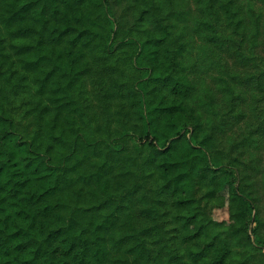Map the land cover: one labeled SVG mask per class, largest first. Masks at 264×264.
Wrapping results in <instances>:
<instances>
[{
	"label": "trees",
	"instance_id": "16d2710c",
	"mask_svg": "<svg viewBox=\"0 0 264 264\" xmlns=\"http://www.w3.org/2000/svg\"><path fill=\"white\" fill-rule=\"evenodd\" d=\"M0 3L5 7L2 23L10 29L0 34V46L6 35L18 39L19 63L27 68L20 76L1 65L0 78L11 82L17 73L23 87L29 88L26 92L32 91L29 96L23 97L25 92L18 95L17 99L37 119L51 117L48 125L53 130L62 110L69 115V110L62 106L72 104L71 98L58 93L61 84L56 75L66 78L68 85L83 78L89 63L86 54L97 46H103L107 57L125 45L136 50L134 67L145 70V76L134 84L130 100L141 143L132 154L124 145L110 148L112 153L108 156L117 157V164L128 159L133 165L139 162V169L152 175L167 211L182 212L181 244L194 245L201 239L191 229L197 218L194 187L198 179L227 197L230 206L241 212L236 219L240 223L252 211V195L240 185L235 166L225 162L213 148L203 116L192 103L195 84L179 74L172 31L164 28L142 41L116 42L109 30L111 19L106 0H0ZM28 78L36 87L28 83ZM262 78L264 75L257 78L259 88L264 87ZM48 132L52 137L47 144H59L53 131ZM65 161L54 162L44 143L25 138L15 117L1 105L0 264H105L114 252L135 255L139 264H151L146 240L139 231L142 228L134 226L130 214L132 200L119 198L102 220L100 208L95 206L82 205L73 215L66 214L60 196L71 186L73 178L62 163ZM113 171L114 165L104 162L94 179L97 183L105 180L104 186L108 188V175ZM130 173L132 169L124 175ZM259 220L256 217L254 221ZM253 231L263 244L258 248L264 249L257 229ZM246 239L250 243L248 234ZM218 240V235H212L198 253L187 246L184 258L171 255L175 246L166 245L165 263L156 261V264H191L185 260L188 253L192 264H231L233 250Z\"/></svg>",
	"mask_w": 264,
	"mask_h": 264
},
{
	"label": "rangeland",
	"instance_id": "374dc122",
	"mask_svg": "<svg viewBox=\"0 0 264 264\" xmlns=\"http://www.w3.org/2000/svg\"><path fill=\"white\" fill-rule=\"evenodd\" d=\"M106 3L111 19L109 30L116 42L142 41L164 28L172 31L179 74L195 84L192 103L203 116L213 148L225 162L235 166L240 185L253 197V209L241 223L236 220L241 212L230 206L227 197L198 179L194 187L197 218L191 229L201 239L194 245L181 244L182 212L167 211L152 175L140 170L139 162L133 165L128 159L117 164V157L108 156L112 153L110 148L124 145L132 154L141 143L130 98L134 84L144 78L145 70L134 67L136 50L129 45L110 57L103 46L88 52L86 74L70 85L66 78L56 75L61 84L58 93L71 98L72 104L62 106L69 110V115L62 110L54 130L48 125L51 117L37 119L17 99L24 92L23 97L32 93L26 92L29 88L23 87L17 73L11 82L0 78V108L3 105L15 117L25 138L44 143L54 162L66 160L62 163L73 178L71 186L60 196L66 214L73 215L82 205L95 206L100 208L102 220L119 198L132 200L130 214L134 226L142 228L139 231L146 240L151 264L165 263L166 245L175 246L171 255L184 258L187 246L198 253L214 234L219 236V243L233 250L231 264H264V249L258 248L263 244L253 231L257 229L264 243V87L257 84V78L264 75V0H106ZM4 11L0 3V34L10 31L2 23ZM18 42L11 35L5 36L0 46V66L5 65L6 70L10 67L22 76L27 68L19 63ZM28 83L36 87L30 78ZM49 130L59 138L55 139L59 143L56 146L47 144L52 137ZM104 162L114 165V171L108 175V188L104 186L105 180L97 183L94 179ZM129 169L132 173L124 175ZM256 217L260 220L254 221ZM132 256L114 252L105 264H139L140 260ZM185 260L192 264L190 253Z\"/></svg>",
	"mask_w": 264,
	"mask_h": 264
}]
</instances>
